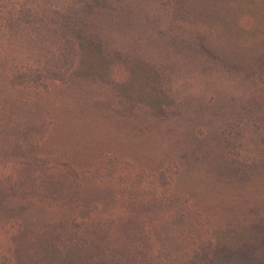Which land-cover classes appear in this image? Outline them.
I'll return each instance as SVG.
<instances>
[{"label": "rangeland", "instance_id": "1", "mask_svg": "<svg viewBox=\"0 0 264 264\" xmlns=\"http://www.w3.org/2000/svg\"><path fill=\"white\" fill-rule=\"evenodd\" d=\"M179 1L0 0V264H200L264 220V54H237L264 0H217L251 20L234 37Z\"/></svg>", "mask_w": 264, "mask_h": 264}, {"label": "trees", "instance_id": "2", "mask_svg": "<svg viewBox=\"0 0 264 264\" xmlns=\"http://www.w3.org/2000/svg\"><path fill=\"white\" fill-rule=\"evenodd\" d=\"M178 1V0H177ZM195 0H180L178 3H184L186 6L195 8L196 10L202 12L200 8H204L199 3H194ZM217 0H213L211 12L212 14L216 13L221 16V23L211 24L212 29H214L215 34H220L222 31L224 35H237L242 33V31L250 29L251 20L245 15L242 16L239 12L235 11L234 16L235 20L233 23L225 22L222 16H228L232 12V7L229 5H219ZM201 2V0H199ZM206 5V3L204 4ZM220 6V7H216ZM225 18V17H224ZM234 38H232L233 40ZM235 45H240L238 41L234 40ZM235 45H233L235 47ZM242 47V45H240ZM81 65L89 67L93 72L100 74H109L112 72L114 66H118L114 57L101 55L94 51V48L85 49L83 51H78ZM239 61L242 66L244 63L248 64V69H253L254 67L251 64H256V62L264 54V38L260 40L257 44L251 46H246L237 52ZM131 66V67H130ZM129 66L131 69H140L143 67L141 63H132ZM106 79V78H105ZM108 80V78H107ZM145 81V80H144ZM110 82V81H109ZM153 107V105L151 104ZM1 176V175H0ZM213 238H210L207 241V247L202 246V239L198 241L201 242L199 248L195 249L194 255L204 256L200 264H246L245 262L249 260H254L258 264H264V220H259L255 224L243 223L232 229H222L219 232H216ZM11 252L9 249L4 250V258L10 259ZM237 259H242L238 261Z\"/></svg>", "mask_w": 264, "mask_h": 264}]
</instances>
